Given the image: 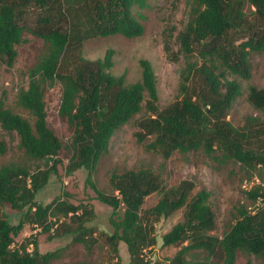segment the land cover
<instances>
[{"label": "trees", "instance_id": "1", "mask_svg": "<svg viewBox=\"0 0 264 264\" xmlns=\"http://www.w3.org/2000/svg\"><path fill=\"white\" fill-rule=\"evenodd\" d=\"M193 1L189 20L176 37L178 51H172L168 42L164 44L170 60H178L179 55L184 58L179 97L159 108L149 60H139L140 80L126 85L124 73L116 76L110 72L112 49L95 60L80 53L83 42L90 38L142 35L146 19L143 11L149 0H0V62L13 65L16 46L24 40L25 32L45 44L28 69L27 87L18 93V104L30 113L33 122L6 108L0 100V128L14 131L29 157L51 162L49 169L38 173L14 163L0 165V202L22 212L16 223L0 217V264H50L57 257L54 250L40 252L35 238L13 246L25 223L49 232L59 216L70 215L80 221L81 227L88 218L81 205L64 198L46 204L35 199L49 173H56L60 161L62 143L47 123L44 99L46 87L56 80L61 84L58 113L72 129V153L65 170L88 171L85 181L96 199L112 209L109 222L113 232L107 238L112 244L125 243L131 264H149L145 250L156 244L155 224L181 207L185 208L182 219L161 236L163 246L179 247L166 264H235L238 251L264 262V190L259 185L245 191L246 198L257 202V206H237L235 222L218 236L212 233L215 215L208 201L209 192L199 189L192 193L195 184L190 179L165 189L159 175L150 168L113 171L109 182L116 193L107 194L95 186L92 178L114 132L143 104L149 115L138 121L136 140L164 159L175 151L201 150L220 163L233 160L249 171L264 169V141L255 149L247 148L246 130L235 128L227 119L229 108L241 93L239 82L227 78V74L249 78V53L264 50V0ZM245 3L254 8L259 20L254 29L245 22ZM31 15L33 26L26 20ZM196 52L199 59H193ZM248 100L264 110V87L250 86ZM259 130L264 133V128ZM5 151L6 143L0 139V155ZM154 192L161 193L160 198L143 210L145 197ZM121 206L123 212L118 214ZM88 231L82 227L74 240L86 244Z\"/></svg>", "mask_w": 264, "mask_h": 264}, {"label": "rangeland", "instance_id": "2", "mask_svg": "<svg viewBox=\"0 0 264 264\" xmlns=\"http://www.w3.org/2000/svg\"><path fill=\"white\" fill-rule=\"evenodd\" d=\"M195 5L193 0H149L148 7L143 11L146 15L142 35L126 38L115 34L105 37H94L83 42L81 56L95 60L102 58L107 49L113 50V65L110 72L119 76L124 73V84H130L141 78L140 59H147L153 68L157 86V106L163 108L179 97L180 72L184 66V58L172 61L164 50L168 42L172 51L177 52L179 45L177 34L187 24L191 10ZM243 11L245 22L249 29L259 26L254 8L245 3ZM35 13V11H34ZM33 13V14H34ZM36 15V14H34ZM27 25H34L33 15L26 18ZM243 37V36H242ZM24 40L16 46L17 57L12 66L0 62V100L6 108L27 118L31 123L33 117L18 104V93L28 84V69L44 51L45 44L41 38L25 32ZM240 39V38H239ZM193 59H199L196 55ZM250 77L244 79L236 74H227V78L239 82L241 93L235 98L228 110L227 119L237 129L248 133L247 148L255 149L264 141V110L257 109L248 100L250 86L264 87V50L251 51L248 56ZM61 97V84L55 81L45 89L46 120L62 143L59 152L60 161L56 164V173L50 172L36 194V201L41 204L51 202L58 197L81 205L86 210L87 220L82 227L88 229V242L83 244L74 240L82 227L80 221L68 215L59 216L49 232H43L41 226L36 227L25 223L23 229L14 238L13 246L35 238L40 252L54 250L57 257L50 264H131L126 245L123 241L112 244L107 236L113 232L109 222L112 209L109 205L96 199L93 188L85 181L88 171L78 169L66 172V165L71 156L70 142L72 129L65 118L58 113ZM149 115L144 104L139 112L120 126L112 135L107 153L102 155L93 173L95 186L107 194H115L109 182L110 174L114 171L123 172L126 169L150 168L162 180L165 189L174 187L182 179H190L195 187L192 191L205 189L209 192V204L215 215L213 234L222 236L235 222L236 207L244 204L248 209L257 206L246 198L245 191L254 186L264 190V169L257 167L247 170L242 164L230 160L220 163L204 154L201 150L180 153L175 151L169 158L164 159L160 153L148 150L144 143L136 140L137 123ZM0 139L6 143V151L0 155V165L14 163L25 166L31 173L49 169L51 162L45 159L29 157L19 145V137L14 131L0 128ZM148 139H151L149 137ZM218 153V152H217ZM161 193L154 192L145 197L142 209L153 206ZM184 207L155 224L156 244L145 250L149 264H166L178 250L177 246H163L161 236L173 224L183 217ZM122 214L123 206L117 210ZM22 212L11 208L6 202H0V217H6L9 222L16 223ZM48 235H54L50 238ZM31 250L32 246L28 245ZM203 253H200L201 257ZM235 264H264L257 256L238 251Z\"/></svg>", "mask_w": 264, "mask_h": 264}]
</instances>
